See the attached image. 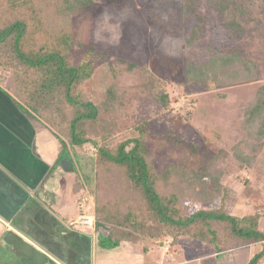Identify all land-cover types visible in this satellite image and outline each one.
<instances>
[{
  "label": "trees",
  "instance_id": "obj_1",
  "mask_svg": "<svg viewBox=\"0 0 264 264\" xmlns=\"http://www.w3.org/2000/svg\"><path fill=\"white\" fill-rule=\"evenodd\" d=\"M213 1L221 12L234 4L233 0ZM91 2L0 0V69L9 73L0 91L27 118L44 121L57 135L60 150L50 170L71 148L93 156L96 245L113 249L121 241L136 242L142 236L170 237L172 242L187 236L220 252L258 242L261 248L247 264H263L264 228L258 226V214L237 216L224 207L226 193L219 183L222 166L218 160L228 157L226 152L200 153L193 144H187L157 169L148 123L132 122L128 128L120 120L126 115V107L148 96L168 107V94L157 79L144 71L131 94L120 91L111 79L99 103L77 89L91 79L93 68L88 56L76 63L69 56L74 42L89 47L86 22L73 30L71 18ZM128 70L143 71L134 65ZM256 76L255 62L238 54L217 55L203 68L189 64L185 72L187 82L204 79L218 86ZM241 129L247 135L245 144L248 139L264 136V85L244 107ZM179 141L175 138L176 143ZM233 152L238 160L250 163L252 158L239 145ZM82 183L76 175L73 190L77 192ZM195 200L197 207L191 210L190 203ZM216 200L213 208L206 206Z\"/></svg>",
  "mask_w": 264,
  "mask_h": 264
},
{
  "label": "rangeland",
  "instance_id": "obj_2",
  "mask_svg": "<svg viewBox=\"0 0 264 264\" xmlns=\"http://www.w3.org/2000/svg\"><path fill=\"white\" fill-rule=\"evenodd\" d=\"M91 1L86 10L71 18L73 30L86 22L89 47H79L74 42L69 56L74 63L88 56L87 61L93 68L91 79L78 85L77 89L99 103L111 79L120 91L131 94L138 88L144 71L149 72L167 92L168 107L163 108L148 96L143 102L135 101L126 107V115L120 120L128 128L133 126L132 122L144 120L148 123L151 138L159 140L157 144L149 141L150 147L156 150L154 165L157 169L176 152L184 150L187 144H193L200 153L220 154L225 151L228 157L220 158L218 162L222 166L219 183L222 192L226 193L223 202L226 211L237 216L257 213L258 226L264 228V136L248 139V144H245L247 135L241 129L244 107L253 99L258 88L264 85L262 0H233L234 4L223 12L215 7L213 0ZM84 13H88L89 18ZM231 22L234 25H230ZM222 54H238L254 61L256 78L220 86L204 79L185 80L189 64L203 68L209 59ZM131 65L143 71L130 72L128 67ZM8 75V72L0 69V88L6 86ZM2 117L3 113L0 114ZM30 120L36 125H45L38 118ZM129 132L131 130L126 131L125 136ZM175 138L180 141L176 143ZM237 145L252 158L249 164L236 158L233 150ZM88 148L94 149L90 145ZM69 152L67 157L74 168L73 172H65L60 165L57 177L53 176L56 177L55 184L45 190L39 186L36 193L43 195L46 205L57 211L66 199L68 181L73 183L74 176L78 175L86 184L85 194L78 199L77 192L74 193L76 196L70 199V204L74 211H79V201H83L82 208L92 211L93 156L88 151L80 154L74 148L69 149ZM190 204L191 210H194L198 203L195 200L194 204ZM217 204L218 200L206 206L213 208ZM68 207L70 212L71 208ZM90 211H85V216L80 218L75 213L71 216L75 221H69L68 224L93 232L92 243L96 245L97 230L93 224L89 225L87 219L93 222V213L89 214ZM102 233L107 234V231L102 230ZM160 248L166 255L174 254L177 260L183 256L191 258L202 255L210 250L208 244L187 236H180L173 242L170 237L153 239L142 236L136 242L121 241L113 249L99 250L97 246L92 263L115 264V258L120 256L125 258H122L125 263L134 264L136 258L144 255L149 259ZM259 250L256 245L240 253L215 257V262L237 264L245 258L244 252L254 255ZM29 253L33 252L29 250ZM20 258L16 255L17 261L13 258V264H18ZM164 261L171 260L166 258Z\"/></svg>",
  "mask_w": 264,
  "mask_h": 264
},
{
  "label": "crops",
  "instance_id": "obj_3",
  "mask_svg": "<svg viewBox=\"0 0 264 264\" xmlns=\"http://www.w3.org/2000/svg\"><path fill=\"white\" fill-rule=\"evenodd\" d=\"M0 106V114L3 113L0 118V264H13L17 261L16 255L21 257L18 264H93L97 249L92 243L93 232L90 234L83 227L68 224L75 221L71 217L75 213L80 218L85 216V211H90L82 208L83 201H79V211H74L70 204V199L76 196L73 190L75 176L73 183L68 181L66 199L57 211L46 205L43 195L36 193L39 186L45 190L55 184L60 165L65 172L74 170L67 156L50 170L60 150L57 135L48 126L36 125L27 118L1 91ZM82 184L76 193L78 199L85 194L86 184ZM68 205L70 212L66 208ZM89 225L94 226V215ZM256 245L261 248L256 242L220 252L210 246V250L202 255L183 256L180 260L174 258V254L166 255L160 248L149 259L144 255L136 258L134 264H234L216 263L215 257L240 253ZM252 255L244 252L245 258L237 264H247ZM122 258L117 256L115 264H130ZM166 258L171 261L165 262Z\"/></svg>",
  "mask_w": 264,
  "mask_h": 264
},
{
  "label": "built area",
  "instance_id": "obj_4",
  "mask_svg": "<svg viewBox=\"0 0 264 264\" xmlns=\"http://www.w3.org/2000/svg\"><path fill=\"white\" fill-rule=\"evenodd\" d=\"M88 222H90V221H88Z\"/></svg>",
  "mask_w": 264,
  "mask_h": 264
}]
</instances>
